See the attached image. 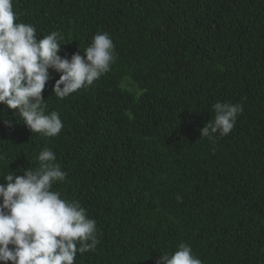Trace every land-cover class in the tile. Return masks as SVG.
Listing matches in <instances>:
<instances>
[{
  "label": "trees",
  "instance_id": "16d2710c",
  "mask_svg": "<svg viewBox=\"0 0 264 264\" xmlns=\"http://www.w3.org/2000/svg\"><path fill=\"white\" fill-rule=\"evenodd\" d=\"M12 6L38 39L63 37L62 58L83 55L99 32L115 46L110 71L64 99L49 69L42 96L45 114L62 120L56 137L31 133L0 104V184L35 170L49 148L66 172L52 190L96 222L98 244L75 264H155L180 243L202 264H264V0ZM217 102L243 112L213 142L200 129Z\"/></svg>",
  "mask_w": 264,
  "mask_h": 264
},
{
  "label": "clouds",
  "instance_id": "9594fccd",
  "mask_svg": "<svg viewBox=\"0 0 264 264\" xmlns=\"http://www.w3.org/2000/svg\"><path fill=\"white\" fill-rule=\"evenodd\" d=\"M63 37L56 31L37 38L36 28L17 22L12 0H0V104L17 113L31 133L56 137L63 128L57 112L45 114L42 92L49 69L60 73L53 94L64 99L88 88L115 62V46L106 32L92 37L84 50L71 58L58 55ZM214 119L200 129V136L215 141L227 136L243 112L241 103L217 102ZM5 123H8L5 121ZM199 136V137H200ZM39 167L23 175L8 173L0 184V262L3 264H75L77 253L94 251L97 228L94 219L76 200L61 198L52 187L66 178L55 153L44 148ZM178 201L182 197L177 196ZM11 246V247H10ZM155 264H202L187 243L172 254H161Z\"/></svg>",
  "mask_w": 264,
  "mask_h": 264
}]
</instances>
